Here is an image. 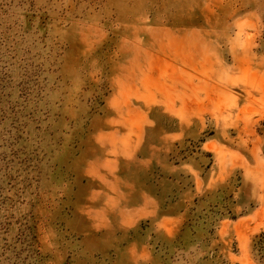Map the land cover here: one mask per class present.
Here are the masks:
<instances>
[{"label": "rangeland", "instance_id": "obj_1", "mask_svg": "<svg viewBox=\"0 0 264 264\" xmlns=\"http://www.w3.org/2000/svg\"><path fill=\"white\" fill-rule=\"evenodd\" d=\"M264 0H0V264H264Z\"/></svg>", "mask_w": 264, "mask_h": 264}, {"label": "trees", "instance_id": "obj_2", "mask_svg": "<svg viewBox=\"0 0 264 264\" xmlns=\"http://www.w3.org/2000/svg\"><path fill=\"white\" fill-rule=\"evenodd\" d=\"M260 247H264V233L260 236L259 243Z\"/></svg>", "mask_w": 264, "mask_h": 264}]
</instances>
